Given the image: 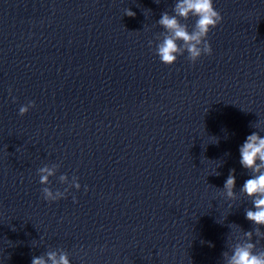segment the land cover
<instances>
[{
	"label": "clouds",
	"instance_id": "clouds-1",
	"mask_svg": "<svg viewBox=\"0 0 264 264\" xmlns=\"http://www.w3.org/2000/svg\"><path fill=\"white\" fill-rule=\"evenodd\" d=\"M158 4V0H154ZM125 15L135 17L136 13L131 9H125ZM195 18V23L189 29L187 21ZM223 21L221 13L214 7L213 0H176L172 13L164 11L156 22L164 31L156 34L155 54L166 66L176 63L178 57L187 53V60L195 64L203 55H212V47L209 42V33ZM153 41H149L151 47ZM11 92V89L9 90ZM15 102V98H13ZM35 107L34 101L20 106L19 115L24 116L31 108ZM259 127V124H257ZM218 142V141H217ZM240 165L250 173V178L245 180L239 192L247 196L252 203V208L245 209V218L253 224L252 230H242L241 235L234 237L229 243L228 250L222 252L223 264H264V247L257 245L264 240V136L254 131L248 135L244 143L239 147ZM58 164L44 165L37 170L39 183L43 185L41 193L43 199L55 202L66 197L69 189L79 190L81 184L77 176L69 179L67 174L59 176L61 184L68 185L64 191H53L49 185L50 177L56 175ZM218 173V172H217ZM219 175V173H218ZM235 169H230L229 175L221 189L220 195L228 201L238 199L236 191ZM85 191L88 190L84 186ZM75 201V197H73ZM256 238L253 242V238ZM31 264H71L69 253L62 248L50 249L44 254L33 256Z\"/></svg>",
	"mask_w": 264,
	"mask_h": 264
}]
</instances>
